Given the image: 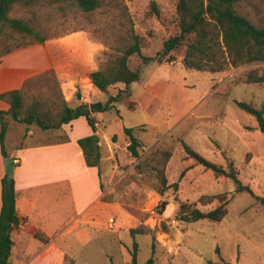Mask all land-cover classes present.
Here are the masks:
<instances>
[{"label": "rangeland", "instance_id": "1", "mask_svg": "<svg viewBox=\"0 0 264 264\" xmlns=\"http://www.w3.org/2000/svg\"><path fill=\"white\" fill-rule=\"evenodd\" d=\"M177 3L113 0L93 12L70 3H42L17 6L11 16L29 20L49 39L88 31L104 44L99 56V65L104 68L125 45L132 28L148 41L144 54L155 55L161 50L164 40L179 32ZM251 3H244L242 10L255 23L259 18L256 12L264 20V10ZM86 38V33H79L72 45L60 44L58 50L63 56L82 55ZM184 50L185 46L179 47L173 61L146 64L142 80L132 82L130 95L113 107H109L106 93L95 96L90 85L85 87L90 99L102 104L95 115L102 124L101 134L113 144L112 151L103 146V153L113 154L100 170L103 203L91 213L88 225L81 227L79 239L75 232L69 234L74 258L68 257L66 264H134V239L138 243L136 264H146L151 256L153 264H264V204L249 191L238 190L231 177L216 174L191 158L183 146L186 142L207 160L226 171L233 170L241 184L264 197V134L255 117L235 102L264 105V83L246 82L247 73L254 69L262 72L264 62L229 66L217 72L199 71L184 65ZM18 60L16 54L7 58L13 66ZM139 63L140 58L134 56L131 64ZM125 88L118 83L109 94L116 95ZM69 89L78 91L72 83L62 85L55 73L47 72L29 81L25 96L27 102L43 99L56 111ZM73 122L76 126L72 132H84L89 127L84 117ZM32 127L35 135L30 141L42 131L35 124ZM127 127L134 128L142 143L140 157H134L128 149ZM7 139L9 148L11 132ZM167 153L169 158L165 160ZM160 172L165 173L168 187L163 188ZM217 194H225L228 199L223 220L179 218L181 203L208 211L221 202L215 199L203 204L200 197ZM163 200L168 202L165 210H161ZM111 216L115 218L113 228L109 226ZM132 228L140 229L135 237Z\"/></svg>", "mask_w": 264, "mask_h": 264}, {"label": "trees", "instance_id": "2", "mask_svg": "<svg viewBox=\"0 0 264 264\" xmlns=\"http://www.w3.org/2000/svg\"><path fill=\"white\" fill-rule=\"evenodd\" d=\"M113 0H0V62L8 53L36 43H44L49 37L43 34L29 20L23 17L11 16L17 6L31 7L42 3L63 4L70 3L85 12H93L103 6H108ZM255 2L264 10V0H178L177 16L179 32L164 40L163 47L155 55L144 54L147 46L146 37L139 35L132 28L129 31L125 45L119 47L117 54L109 60L104 68L90 72V78L94 86L108 95L109 107H113L116 101L130 95L129 85L132 82L141 81L143 67L149 63L161 64L175 59V51L185 46L183 63L190 69L199 71L217 72L227 69L229 66H240L255 62H264V20L256 18L257 23L243 10V4ZM255 5V4H253ZM261 10V11H262ZM19 38L18 41L10 42ZM134 56L140 58V63L132 65ZM246 82L264 83V68L262 72L254 69L247 73ZM124 83L125 89H120L116 95L109 94V88ZM76 97L81 98L78 90ZM0 99L9 104L8 110H0V145L4 158L9 155L6 150V136L10 121L37 125L44 131L61 129L79 117H85L92 128V133L80 137L77 142L82 148L85 162L89 167H100L102 152L100 137L97 134L96 120L92 117L90 105L80 103L70 106L64 99L63 104L56 111L47 107L43 99L36 98L27 102L25 92L22 89H13L0 93ZM237 106L255 117L259 130L264 134V105L256 107L253 103L236 100ZM133 128H125L129 138L128 149L134 157H140L139 147L141 141L133 134ZM59 140L67 141V135L60 136ZM185 151L197 162L212 169L216 174L231 177L237 184L238 190H247L250 194L264 204V197L254 193L248 185L240 183L233 170L226 171L217 164L207 160L197 151L183 142ZM169 153L165 157L168 160ZM162 185L168 187V181L164 172H160ZM12 190L9 187L7 176L2 179V207L0 211V264H11L10 253L13 246L11 232L19 224L16 208V192L14 180ZM178 187V182L173 185ZM160 194H164L161 189ZM218 199L221 203L208 211L193 206L191 203H181L179 218L185 221H197L207 218L219 222L228 213L226 204L228 199L225 194L203 195L200 202L212 203ZM161 202V210H165L168 202ZM139 228H132L133 237L139 232ZM132 261L137 263L138 243L133 240L131 251ZM151 256L146 264H153Z\"/></svg>", "mask_w": 264, "mask_h": 264}, {"label": "crops", "instance_id": "3", "mask_svg": "<svg viewBox=\"0 0 264 264\" xmlns=\"http://www.w3.org/2000/svg\"><path fill=\"white\" fill-rule=\"evenodd\" d=\"M79 33L87 35L84 40L85 52L79 56H63L58 46L72 45L73 37ZM104 49L102 41L85 30L16 49L5 55L0 62V93L13 89L25 92L29 81L53 72L62 85L72 83L80 91V99L74 98L76 91L73 89L65 93L63 98L70 106L82 102L88 105L96 103L87 95L85 87L90 85L95 96L102 92L94 86L90 72L102 68L99 56ZM15 54L19 60L13 66L14 63H9L7 58ZM3 67L5 69L1 71ZM8 109L9 104L0 99V110ZM95 114L92 112L100 137V167L87 166L82 148L77 142L80 137L92 133L90 125L84 132H72L76 126L73 120L61 129H42L39 136L30 141L29 138L35 135L32 125L9 119L11 146L7 148L6 144V150L8 157L14 159L13 180L19 217V224L11 232L14 242L9 257L11 264H66L68 257L74 258L69 234L75 232L79 239L83 233L81 227L87 226L91 213L101 207L103 191L100 170L113 154L103 153V146L112 151L113 144L106 134H101L102 124ZM65 135L69 140H59L60 136ZM4 159L0 147V211L2 179L6 175ZM64 229L67 230L60 232Z\"/></svg>", "mask_w": 264, "mask_h": 264}, {"label": "water", "instance_id": "4", "mask_svg": "<svg viewBox=\"0 0 264 264\" xmlns=\"http://www.w3.org/2000/svg\"><path fill=\"white\" fill-rule=\"evenodd\" d=\"M102 109V104L99 102L90 104V110L92 112H96ZM5 169H6V176L9 182V187L12 190L13 186V177H14V159L12 157H7L4 159Z\"/></svg>", "mask_w": 264, "mask_h": 264}, {"label": "built area", "instance_id": "5", "mask_svg": "<svg viewBox=\"0 0 264 264\" xmlns=\"http://www.w3.org/2000/svg\"><path fill=\"white\" fill-rule=\"evenodd\" d=\"M16 161V160H15ZM109 226L111 227V228H113L114 226H115V218L113 217V216H111L110 218H109Z\"/></svg>", "mask_w": 264, "mask_h": 264}]
</instances>
